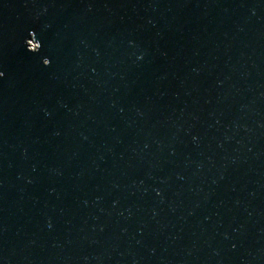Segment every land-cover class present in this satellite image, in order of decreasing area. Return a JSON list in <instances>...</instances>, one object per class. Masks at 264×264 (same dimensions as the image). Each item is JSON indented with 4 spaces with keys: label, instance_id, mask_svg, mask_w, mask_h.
I'll list each match as a JSON object with an SVG mask.
<instances>
[{
    "label": "water",
    "instance_id": "1",
    "mask_svg": "<svg viewBox=\"0 0 264 264\" xmlns=\"http://www.w3.org/2000/svg\"><path fill=\"white\" fill-rule=\"evenodd\" d=\"M0 264H264V0H0Z\"/></svg>",
    "mask_w": 264,
    "mask_h": 264
},
{
    "label": "clouds",
    "instance_id": "2",
    "mask_svg": "<svg viewBox=\"0 0 264 264\" xmlns=\"http://www.w3.org/2000/svg\"><path fill=\"white\" fill-rule=\"evenodd\" d=\"M48 65V64H47Z\"/></svg>",
    "mask_w": 264,
    "mask_h": 264
}]
</instances>
